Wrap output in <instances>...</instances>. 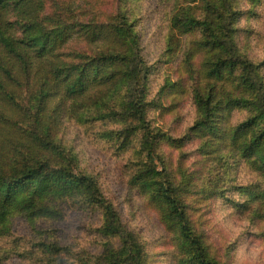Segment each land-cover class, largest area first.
<instances>
[{
    "label": "trees",
    "instance_id": "16d2710c",
    "mask_svg": "<svg viewBox=\"0 0 264 264\" xmlns=\"http://www.w3.org/2000/svg\"><path fill=\"white\" fill-rule=\"evenodd\" d=\"M193 1H199L201 17L188 13L174 23L181 32L198 30L201 35L186 64L195 71L192 60L201 54L193 93L202 116L184 137L229 142L237 152L264 162V78L234 39L232 0ZM151 68L140 35L121 10L83 21L68 3L0 0V220L17 199L36 212L45 211L37 203L49 195L70 196L100 209L103 233L120 239L119 249L109 248L99 264H148L140 239L125 227L98 181L78 172L73 161L65 162L53 140L59 108L66 106L71 113L92 109L122 87L125 109L115 114L123 125L105 135L129 148L141 134L143 166L134 173L133 184L151 193L166 225L189 247L191 264H222L195 232L184 198L188 186L175 183L159 153L163 139L148 120ZM241 104L257 114L230 129L231 108ZM258 121L260 129L253 126ZM172 140L183 146L182 140ZM21 153L32 163L20 166Z\"/></svg>",
    "mask_w": 264,
    "mask_h": 264
},
{
    "label": "rangeland",
    "instance_id": "374dc122",
    "mask_svg": "<svg viewBox=\"0 0 264 264\" xmlns=\"http://www.w3.org/2000/svg\"><path fill=\"white\" fill-rule=\"evenodd\" d=\"M56 1L70 4L83 21L118 10L127 14L152 66L148 120L162 136L158 138L163 139L159 153L175 183L188 186L184 198L195 232L222 264H264V162L256 155L237 152L229 142L184 137L202 116L193 93L199 82L201 54L192 60L196 72L189 71L186 64L201 35L198 30L181 32L174 23L188 13L201 17L199 1ZM232 3L236 11L234 39L264 78V0ZM50 5L58 6L53 1ZM124 109L122 87L95 108L76 113L66 106L59 108L53 140L60 145L65 162L73 161L78 172L98 181L125 227L140 239L148 264H191L189 247L166 225L164 212L151 193L132 182L139 165L143 166L141 134L129 148H121L122 140L104 133L123 125L115 112ZM256 114L251 106L236 105L228 116L229 128ZM253 126L260 129L261 122ZM172 139L182 140L183 146L177 147ZM28 163L32 161L18 154L20 166ZM37 204L45 211L34 212L17 199L0 220V264H99L109 248L121 246L119 238L103 233L105 218L100 209L60 195H49Z\"/></svg>",
    "mask_w": 264,
    "mask_h": 264
}]
</instances>
